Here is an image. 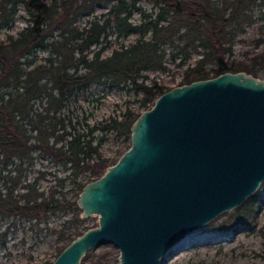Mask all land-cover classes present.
I'll list each match as a JSON object with an SVG mask.
<instances>
[{
    "label": "trees",
    "instance_id": "trees-1",
    "mask_svg": "<svg viewBox=\"0 0 264 264\" xmlns=\"http://www.w3.org/2000/svg\"><path fill=\"white\" fill-rule=\"evenodd\" d=\"M102 1L110 2L0 0V34L10 27L19 7L27 15L23 29L15 35L0 36V217L46 221L47 215L66 208L67 197L60 190L63 180L58 178L54 186L60 190L62 202L54 198L58 190L45 194L37 189L36 182L22 181L23 165H32L35 152L69 173L77 195L116 163L101 158L103 138L93 134L108 132L130 139V127L140 113L171 89L154 80L150 84L145 81V72L167 69L165 47L175 51L172 60L177 55L187 60L193 49L201 53L193 66L183 70L176 86L228 72L254 77L264 72V0H145L153 4L155 14L143 15L138 24L130 22V7L139 0H114L106 18L92 17L80 27V19L91 16ZM257 6L262 11L253 18ZM109 28L125 37L136 35L135 39L128 45L113 46L107 40ZM248 28L253 29L252 50H237L235 37ZM102 43L105 46H100ZM106 45L112 51L102 57ZM257 49L260 51L255 52ZM39 51L47 56L39 57ZM100 83L116 88L130 84L142 95L143 111L135 113L127 108L119 118L109 117L91 127L72 112L63 113L73 93ZM82 172L88 173L86 180L77 181ZM68 205L71 212L78 210L80 214L76 202ZM246 221L233 217L219 229ZM75 238L63 241L57 256ZM5 239L6 233H0V243ZM109 256L106 252L92 258L88 253L82 264H115Z\"/></svg>",
    "mask_w": 264,
    "mask_h": 264
},
{
    "label": "water",
    "instance_id": "water-1",
    "mask_svg": "<svg viewBox=\"0 0 264 264\" xmlns=\"http://www.w3.org/2000/svg\"><path fill=\"white\" fill-rule=\"evenodd\" d=\"M263 183L264 80L228 72L176 86L140 113L130 147L82 188L79 217L98 224L51 264H81L107 245L118 250L116 264H158Z\"/></svg>",
    "mask_w": 264,
    "mask_h": 264
},
{
    "label": "rangeland",
    "instance_id": "rangeland-1",
    "mask_svg": "<svg viewBox=\"0 0 264 264\" xmlns=\"http://www.w3.org/2000/svg\"><path fill=\"white\" fill-rule=\"evenodd\" d=\"M114 2V0H110V2L102 1L97 4L91 16L80 19V27L85 26L92 17L106 18ZM130 10V22L138 24L143 15H154L156 9L153 4L139 0L130 7ZM261 11V7H255L253 18H257ZM26 25L27 15L24 9L19 7L12 24L0 36L3 38L5 34L15 35ZM252 31L253 29L248 28L235 37V41L239 43L235 46L237 50H252L250 44ZM106 32L107 40L113 46L120 43L128 45L134 41L136 36L125 37L124 33L112 28L107 29ZM105 44L102 43L100 46H105ZM111 51V46L106 45L102 51V57L109 56ZM165 51L168 54L165 63L167 69L145 72L146 84H150L154 80L158 84L174 88L180 82L183 70L188 65L193 66L195 61L201 57L199 49H193L188 53L187 60L183 61L181 55H177L172 60L171 53L175 51H171L168 47H165ZM259 51L260 49H257L255 52ZM38 56L45 57L47 53L39 51ZM255 77L264 80V72H258ZM131 88L130 84L120 85L117 88L104 83L92 84L86 89L73 93V99L63 113L72 112L73 117H77L80 121L85 119L90 127L95 124L99 126V123L109 117L119 118L127 108L139 113L143 111L140 108L142 95L135 93ZM74 122L75 120H73ZM80 128L81 132L85 131L84 126H80ZM93 135L103 138L99 150L102 159L118 160L120 154L127 150L130 143V139L116 137L113 133L97 135L96 131ZM33 158L32 165H23L26 170L23 173L22 181L36 182L37 189L45 194L49 190L56 192L58 190L59 194L54 198L62 202L61 190L67 197L66 208L47 215L46 221L29 222L13 217H0V233H6V239L0 243V264H51L57 257L63 241H66L68 237H77L79 232H84L87 228L95 227L98 224L96 216L81 219L78 210L77 213L71 212L68 204L76 202L79 194L73 192V185L70 182L72 179H68L67 176L69 173L38 152L33 154ZM82 173L77 181L86 180L88 173ZM58 178L63 180L60 190L54 188L58 185ZM233 217H243L248 221L238 222L227 230L219 229ZM106 252H109V258H113V263H117L118 250L112 245L100 246L90 250L87 254L89 253L92 257ZM158 264H264V183L260 190L241 206L220 215L206 226L185 237L173 247L169 254L164 255Z\"/></svg>",
    "mask_w": 264,
    "mask_h": 264
},
{
    "label": "bare ground",
    "instance_id": "bare-ground-1",
    "mask_svg": "<svg viewBox=\"0 0 264 264\" xmlns=\"http://www.w3.org/2000/svg\"><path fill=\"white\" fill-rule=\"evenodd\" d=\"M172 250H173V248L169 252H171ZM169 252L167 254H169Z\"/></svg>",
    "mask_w": 264,
    "mask_h": 264
}]
</instances>
